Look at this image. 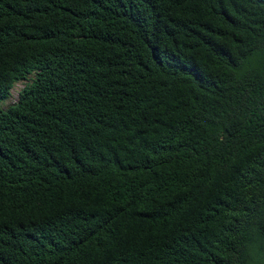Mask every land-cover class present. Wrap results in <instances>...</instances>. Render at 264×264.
Listing matches in <instances>:
<instances>
[{
    "label": "trees",
    "instance_id": "16d2710c",
    "mask_svg": "<svg viewBox=\"0 0 264 264\" xmlns=\"http://www.w3.org/2000/svg\"><path fill=\"white\" fill-rule=\"evenodd\" d=\"M0 264H264V0H0Z\"/></svg>",
    "mask_w": 264,
    "mask_h": 264
},
{
    "label": "rangeland",
    "instance_id": "374dc122",
    "mask_svg": "<svg viewBox=\"0 0 264 264\" xmlns=\"http://www.w3.org/2000/svg\"><path fill=\"white\" fill-rule=\"evenodd\" d=\"M25 81H18L14 84V86L11 89L10 96L1 102L0 106L2 108H5L7 105L14 103L18 98L19 91L24 87Z\"/></svg>",
    "mask_w": 264,
    "mask_h": 264
}]
</instances>
